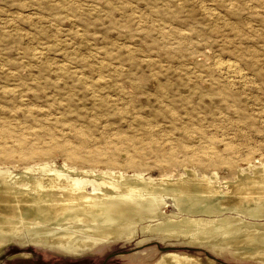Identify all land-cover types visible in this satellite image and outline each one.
<instances>
[{"label": "rangeland", "instance_id": "obj_1", "mask_svg": "<svg viewBox=\"0 0 264 264\" xmlns=\"http://www.w3.org/2000/svg\"><path fill=\"white\" fill-rule=\"evenodd\" d=\"M7 124L40 153L0 156V170L41 162L131 170L123 145L111 155L115 164L48 150L50 138L75 146L73 131L82 129L91 148L119 143L115 136L153 145L137 167L152 178H175L186 167L231 180L225 164L190 159L214 153L240 168L264 164V0H0V128ZM2 143L13 150V138ZM19 246L0 250V264H151L176 251L158 240L76 256ZM193 251L202 264H250L224 251Z\"/></svg>", "mask_w": 264, "mask_h": 264}, {"label": "bare ground", "instance_id": "obj_2", "mask_svg": "<svg viewBox=\"0 0 264 264\" xmlns=\"http://www.w3.org/2000/svg\"><path fill=\"white\" fill-rule=\"evenodd\" d=\"M233 65L226 63L225 69L233 72ZM73 133L75 146L50 138L48 150L65 151L72 161L115 164L111 155L116 145H123L129 149L126 165L132 171L112 166L55 168L42 162L17 172L0 170V250L17 243L76 256L103 244L136 242L141 247L158 240L176 251L163 252L151 264H202L194 249L215 256L224 251L244 263L264 264L263 163L248 162L240 168L231 158L214 153L190 159L201 166L223 163L233 169L232 179L221 182L225 189L214 171L197 175L185 167L175 178L170 172L152 178L137 167L154 152L153 145L139 148L125 136H115L119 143L107 139L105 147L91 148L89 130ZM7 138L15 142L12 151L2 143ZM12 152L30 157L40 153L26 146L24 133L7 124L0 128V156Z\"/></svg>", "mask_w": 264, "mask_h": 264}]
</instances>
